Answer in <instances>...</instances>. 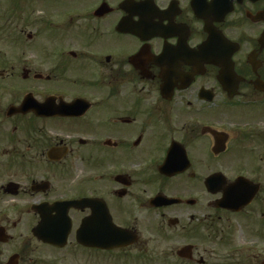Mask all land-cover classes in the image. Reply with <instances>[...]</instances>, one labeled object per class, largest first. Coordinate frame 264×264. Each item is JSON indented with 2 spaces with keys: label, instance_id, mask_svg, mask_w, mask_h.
Segmentation results:
<instances>
[{
  "label": "flooded vegetation",
  "instance_id": "flooded-vegetation-1",
  "mask_svg": "<svg viewBox=\"0 0 264 264\" xmlns=\"http://www.w3.org/2000/svg\"><path fill=\"white\" fill-rule=\"evenodd\" d=\"M0 264H264V0H0Z\"/></svg>",
  "mask_w": 264,
  "mask_h": 264
},
{
  "label": "water",
  "instance_id": "water-1",
  "mask_svg": "<svg viewBox=\"0 0 264 264\" xmlns=\"http://www.w3.org/2000/svg\"><path fill=\"white\" fill-rule=\"evenodd\" d=\"M223 202L225 205L229 204L227 195H225ZM77 203H73V204L63 203V204H58V205L68 207L71 205H77ZM55 228L56 226L53 225L52 220L46 217L45 215H42V221L40 222V224L37 226V228L35 229L33 233L35 237H37L39 240L45 243L58 244L56 240L59 238L66 239L68 231L60 233L57 229L55 230ZM63 242L64 241H62V243Z\"/></svg>",
  "mask_w": 264,
  "mask_h": 264
}]
</instances>
